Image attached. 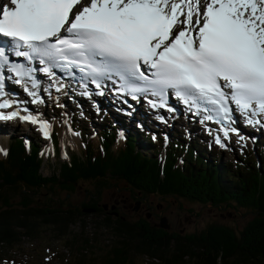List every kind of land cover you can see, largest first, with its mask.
Returning <instances> with one entry per match:
<instances>
[{
	"label": "trees",
	"instance_id": "1",
	"mask_svg": "<svg viewBox=\"0 0 264 264\" xmlns=\"http://www.w3.org/2000/svg\"><path fill=\"white\" fill-rule=\"evenodd\" d=\"M114 123L110 118L95 122L98 145L88 140L83 152L60 162L51 176L42 173L39 141L20 136L11 142L0 158V260L8 249L35 243L43 232H52L74 251L71 260L62 258V264H137L146 259L153 264H264V170L253 157L238 160L234 171L179 139L165 146L161 141H140L128 132L117 147L121 130ZM72 124L83 127L78 118ZM55 144L59 149V136ZM120 183L134 200L174 198L221 211L245 210L253 217L240 233L213 223L189 234L172 225L161 228L154 222L167 217L162 204L155 210L159 218H152L157 204L151 201L136 202L138 210L135 203L123 201L125 197L120 206L101 202L103 189H118ZM86 184L94 191L73 204L77 187Z\"/></svg>",
	"mask_w": 264,
	"mask_h": 264
},
{
	"label": "snow or ice",
	"instance_id": "2",
	"mask_svg": "<svg viewBox=\"0 0 264 264\" xmlns=\"http://www.w3.org/2000/svg\"><path fill=\"white\" fill-rule=\"evenodd\" d=\"M10 5L0 4V96L6 95L5 69L17 83L28 78L35 88V69L28 65L38 60L49 75L53 68L69 74L78 69L93 82L116 75L131 92L160 97V106L171 89L185 104L215 113L217 122H231L232 104L249 123L264 115V0H10ZM13 55L28 65L10 62ZM11 106L10 100L0 103V109ZM17 117L38 123L18 111H0V120ZM41 127L48 137L49 125Z\"/></svg>",
	"mask_w": 264,
	"mask_h": 264
},
{
	"label": "rangeland",
	"instance_id": "3",
	"mask_svg": "<svg viewBox=\"0 0 264 264\" xmlns=\"http://www.w3.org/2000/svg\"><path fill=\"white\" fill-rule=\"evenodd\" d=\"M69 110H78V107L74 106L73 104H69L67 106ZM62 110H65V107H61ZM60 108L56 107L55 105L49 106L45 113L52 119L58 120L59 117L61 118L63 115L60 114L61 111ZM80 112V111H79ZM84 113H90L87 110L83 109ZM96 118V115H91V122L94 123V120ZM10 125V124H9ZM185 126L179 125L177 129L179 130V134L185 138L186 144H189L190 138H187V135H190L193 139L192 133L189 131V127L186 123H184ZM186 127V128H185ZM63 130H59L61 132L62 137H64L68 140L62 145V150L65 152H70L71 150H77L80 148V143L78 139L76 138L75 134L70 133L71 138L66 137V131H65V125H63ZM88 129V128H86ZM4 132V135L0 139V158L5 157V154L8 153L9 145L14 140V138L18 136H23L25 134H33L36 135L35 132H32V129H25L24 127H18V126H7L5 125L2 129ZM193 129L191 128V131ZM87 133L92 134L93 129L90 131H86ZM139 139L141 138L140 132H138ZM185 135V136H184ZM206 135H203L204 144L200 146L202 149L205 150L207 153H212L210 158H215L220 163L227 164L232 166L233 170L235 169V163L238 159L239 153H241L242 150H246L249 152V157H253L256 160L259 157V153L255 152L256 147L255 144L251 143L250 140H247L246 146H240L237 147L236 145H232L231 143H225V148L220 147L218 143H215V146H211V141H209V138ZM264 138V136H263ZM141 141V139H140ZM207 144H210V146L207 148ZM245 143L242 142L241 145H244ZM120 145V142H119ZM195 145H198L197 139H195ZM240 145V144H238ZM42 148H49V142H43L41 144ZM213 147V148H212ZM210 148H212V151H210ZM79 154V153H78ZM264 165V163H262ZM59 162L52 159L50 160L49 164L45 169H43V175L45 176H51L53 173L58 172ZM56 170V171H55ZM114 182V180H113ZM90 191L93 192L94 190L92 187L88 184L78 186L76 194L71 198V202L73 204H80L84 198L86 197V192ZM49 192L46 190L43 192L42 200H45ZM66 193H62L61 197L64 198ZM103 201L102 203L105 204H116L117 206H120L121 203L124 200H127L128 204H132L134 206L137 205L136 202L141 201V199L144 198L143 201H141V204H144L147 201L154 202L152 207H155V209H152V212L158 215L157 211L155 212L156 208L158 209L161 204L165 207H162L164 211H167V217H164L167 219L169 225H172L173 230L177 229L178 231L184 232V233H198L202 231L204 228H206L210 224H225L231 227L233 230L236 231V233H240L241 230L244 229V227L248 224L249 221L252 219V215L245 212V210H234L233 208L225 209L223 211L220 210L218 206L212 207L207 206L203 207L201 204H193L189 203L187 201H181V203L178 200H175L174 198H167L165 200H159L157 197H139V199L134 200L132 198V193L128 190V188L124 187L123 183H120L118 189L111 185L110 189H103L102 191ZM123 197H125L123 199ZM123 199V201H122ZM106 201V202H105ZM185 204V205H184ZM181 205V207L179 206ZM181 208L182 210H180ZM185 208V209H184ZM197 213V214H196ZM196 214V215H195ZM131 217V214H128ZM160 216V214H159ZM89 219H95L93 216L87 217ZM138 218V217H136ZM159 218V217H158ZM160 219H156V224H160ZM179 228V229H178ZM73 230L78 231L79 228H74ZM49 231V230H47ZM46 231V232H47ZM66 244L65 240L57 239L56 236L51 232H47L41 235L40 239H38L37 242H24L18 247H14L13 249H8L5 251L4 255L2 256V260H5L8 262V264H56L57 256L62 254L63 252L67 253V249L64 247ZM57 253L56 259H53V255ZM0 260V264H5ZM137 264H153V262H148L146 260H140L137 262ZM156 264V263H155Z\"/></svg>",
	"mask_w": 264,
	"mask_h": 264
},
{
	"label": "bare ground",
	"instance_id": "4",
	"mask_svg": "<svg viewBox=\"0 0 264 264\" xmlns=\"http://www.w3.org/2000/svg\"><path fill=\"white\" fill-rule=\"evenodd\" d=\"M34 117L36 118L37 116L36 115H34ZM8 122V120H5V121H1L0 122V139H1V137L4 135V132H3V128H4V126H5V123H7ZM117 122L119 123V124H121V127H122V129H124V130H126V127L125 126H123L122 125V123L120 122V121H118L117 120ZM179 124H181V123H179ZM238 127H236V131L234 132V131H230V133H229V135H228V137H224V136H222V137H220V140L221 141H229V142H231V143H233V144H240L241 145V143L242 142H244L243 141V137L245 138V136L243 135L244 133L242 132L243 131V129H242V126H240V125H237ZM66 137H68V138H71V136H70V132H69V130L67 131L66 130ZM30 138V137H29ZM138 138V137H137ZM207 138V137H206ZM33 139V138H32ZM182 144H183V142H182ZM189 148V147H188Z\"/></svg>",
	"mask_w": 264,
	"mask_h": 264
},
{
	"label": "water",
	"instance_id": "5",
	"mask_svg": "<svg viewBox=\"0 0 264 264\" xmlns=\"http://www.w3.org/2000/svg\"><path fill=\"white\" fill-rule=\"evenodd\" d=\"M139 204L137 205V207H136V210H138L139 209ZM161 222H160V227L161 228H170V225H169V223H168V221H167V219L166 218H162L161 220H160Z\"/></svg>",
	"mask_w": 264,
	"mask_h": 264
},
{
	"label": "flooded vegetation",
	"instance_id": "6",
	"mask_svg": "<svg viewBox=\"0 0 264 264\" xmlns=\"http://www.w3.org/2000/svg\"><path fill=\"white\" fill-rule=\"evenodd\" d=\"M144 200V198L143 199H141V201H143ZM154 216V217H153ZM153 216H152V218H156V217H158V216H156L154 213H153ZM158 220V219H157Z\"/></svg>",
	"mask_w": 264,
	"mask_h": 264
}]
</instances>
